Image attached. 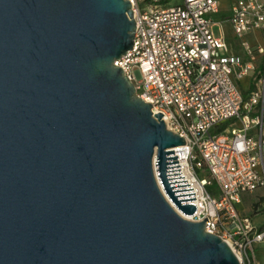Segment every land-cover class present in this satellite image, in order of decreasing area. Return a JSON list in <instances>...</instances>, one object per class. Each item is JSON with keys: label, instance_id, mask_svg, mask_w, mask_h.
I'll use <instances>...</instances> for the list:
<instances>
[{"label": "water", "instance_id": "95a60500", "mask_svg": "<svg viewBox=\"0 0 264 264\" xmlns=\"http://www.w3.org/2000/svg\"><path fill=\"white\" fill-rule=\"evenodd\" d=\"M132 9L0 0V264H240L160 189L197 212L167 175L185 139L114 65L134 45Z\"/></svg>", "mask_w": 264, "mask_h": 264}, {"label": "built area", "instance_id": "2783aa9c", "mask_svg": "<svg viewBox=\"0 0 264 264\" xmlns=\"http://www.w3.org/2000/svg\"><path fill=\"white\" fill-rule=\"evenodd\" d=\"M129 2L136 23L134 45L114 65L133 83L137 97L153 106V116L161 113L167 129L185 139V146L173 148L171 156L178 160L169 162L178 161L171 166L180 168L171 170L180 172L167 175L181 173L168 179L184 180L169 183L187 181L192 191L186 193L195 196L186 198L195 202L182 204L196 205L197 212L179 214L195 223L207 219L206 231L221 237L240 264H261L256 250L264 226H255L238 206L243 195L264 190V47L244 40L255 32L264 38V0H233L227 19L244 56L231 55L224 39L213 33L218 0ZM249 76L255 88L245 95L239 82ZM158 182L168 203L178 209Z\"/></svg>", "mask_w": 264, "mask_h": 264}, {"label": "rangeland", "instance_id": "374dc122", "mask_svg": "<svg viewBox=\"0 0 264 264\" xmlns=\"http://www.w3.org/2000/svg\"><path fill=\"white\" fill-rule=\"evenodd\" d=\"M180 0H173L170 4H174L175 2H179ZM220 5V13L213 16L214 25H213V33L217 38H223L227 47H229L231 55H244V51L241 47H239V41L236 38L235 33H233V28L231 22L227 19L230 15L233 0H218ZM248 42L250 46H262L264 47V38L260 33H256L252 36H247L244 39ZM255 79L253 80V76L245 77L240 80L239 87L243 91H247L251 84H254ZM251 91V90H250ZM245 92V95H248L249 92ZM199 176L205 177L206 174L204 171H199ZM241 205L238 206V209L243 214L247 215L251 218L254 214H258L254 218L255 226L264 225V190L260 189L253 195H245L243 197ZM262 212V213H261ZM258 259L261 261V264H264V244L259 247L257 251Z\"/></svg>", "mask_w": 264, "mask_h": 264}, {"label": "crops", "instance_id": "0c3cea01", "mask_svg": "<svg viewBox=\"0 0 264 264\" xmlns=\"http://www.w3.org/2000/svg\"><path fill=\"white\" fill-rule=\"evenodd\" d=\"M256 33H258V32H255V33H252V34H250V35H248V36H252V35H255ZM244 55H245V53H244ZM243 55V56H244ZM241 56V55H240ZM253 60L256 62L255 64L257 65V66H261L262 65V60H261V58L259 57V56H257V55H255L254 57H253ZM249 91H250V88L248 89ZM248 90L247 91H244V93L245 92H248ZM260 190V189H259ZM253 194H255V193H253ZM253 194H245V195H253ZM245 195H243V197L245 196ZM242 200H243V198H242ZM241 204H243L242 203V201H241ZM240 204V205H241ZM240 211V210H239ZM262 213V212H261ZM241 214L242 215H245V214H243L242 212H241ZM258 214H260V213H258ZM258 214H254L253 216H251V219L254 221V218H255V216H257ZM245 216H247V215H245ZM248 217V216H247ZM260 227H262V226H264V225H259ZM259 226H257V227H259ZM263 244H264V240L261 242V243H259V245H257V250H256V255H257V251L259 250V247L260 246H263ZM257 259H258V256H257ZM259 260V259H258ZM259 262L261 263V261L259 260Z\"/></svg>", "mask_w": 264, "mask_h": 264}, {"label": "trees", "instance_id": "16d2710c", "mask_svg": "<svg viewBox=\"0 0 264 264\" xmlns=\"http://www.w3.org/2000/svg\"><path fill=\"white\" fill-rule=\"evenodd\" d=\"M254 88H255V82H254V84H251V86H250V90L253 91ZM251 91H250V92H251ZM250 92H249V93H250ZM208 190H209L210 192H212V193H215V190H214V188H212V187H209Z\"/></svg>", "mask_w": 264, "mask_h": 264}, {"label": "bare ground", "instance_id": "6f19581e", "mask_svg": "<svg viewBox=\"0 0 264 264\" xmlns=\"http://www.w3.org/2000/svg\"><path fill=\"white\" fill-rule=\"evenodd\" d=\"M176 210L180 213V211L178 209H176Z\"/></svg>", "mask_w": 264, "mask_h": 264}]
</instances>
